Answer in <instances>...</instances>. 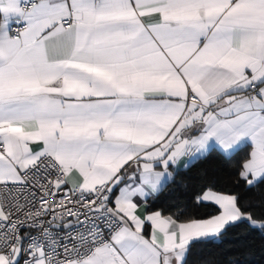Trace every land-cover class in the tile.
<instances>
[{
	"label": "snow or ice",
	"instance_id": "1",
	"mask_svg": "<svg viewBox=\"0 0 264 264\" xmlns=\"http://www.w3.org/2000/svg\"><path fill=\"white\" fill-rule=\"evenodd\" d=\"M264 184V0H0V264H187L264 216L181 169Z\"/></svg>",
	"mask_w": 264,
	"mask_h": 264
},
{
	"label": "trees",
	"instance_id": "2",
	"mask_svg": "<svg viewBox=\"0 0 264 264\" xmlns=\"http://www.w3.org/2000/svg\"><path fill=\"white\" fill-rule=\"evenodd\" d=\"M244 154L240 152L229 160L212 152L207 159L176 173L158 198L150 201L149 208L162 209L166 216L178 211L206 216L211 209H197L194 198L212 185L220 191L238 193L242 204L247 202L255 215L264 216V184L248 189L239 181V164ZM187 264H264V235L249 231L244 225L233 227L219 242L193 247Z\"/></svg>",
	"mask_w": 264,
	"mask_h": 264
},
{
	"label": "crops",
	"instance_id": "3",
	"mask_svg": "<svg viewBox=\"0 0 264 264\" xmlns=\"http://www.w3.org/2000/svg\"><path fill=\"white\" fill-rule=\"evenodd\" d=\"M183 169H181L180 171H182Z\"/></svg>",
	"mask_w": 264,
	"mask_h": 264
}]
</instances>
